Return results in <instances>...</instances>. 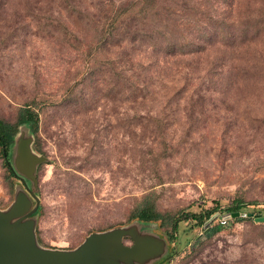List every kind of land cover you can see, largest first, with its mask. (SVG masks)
<instances>
[{"label":"rangeland","instance_id":"374dc122","mask_svg":"<svg viewBox=\"0 0 264 264\" xmlns=\"http://www.w3.org/2000/svg\"><path fill=\"white\" fill-rule=\"evenodd\" d=\"M128 2L0 0V119L29 104L32 148L46 157L36 243L73 249L145 204L162 215L165 263L264 264V222L221 212L240 199L264 215V0H146L145 13ZM126 24L153 37L130 44ZM19 182L28 193L0 154V209ZM217 208L170 237L171 216Z\"/></svg>","mask_w":264,"mask_h":264},{"label":"water","instance_id":"95a60500","mask_svg":"<svg viewBox=\"0 0 264 264\" xmlns=\"http://www.w3.org/2000/svg\"><path fill=\"white\" fill-rule=\"evenodd\" d=\"M18 128V135L13 138L10 147L16 158L12 163L8 158V162L29 192L23 191L20 182L17 183L12 203L0 209V264H168L164 261L169 253V244L155 231L157 225L150 220V228L145 231L139 228L136 234L131 231L146 220L134 219L126 225L92 232L73 249L39 246L35 235L39 208L37 167L46 157L33 150L28 124L21 123ZM236 217H252L257 222H264V215L256 212L235 211L223 214L224 219ZM130 236L141 237L139 241L143 243L149 239L147 246L155 251H141L136 238L132 241ZM124 239L131 240L127 253Z\"/></svg>","mask_w":264,"mask_h":264},{"label":"trees","instance_id":"16d2710c","mask_svg":"<svg viewBox=\"0 0 264 264\" xmlns=\"http://www.w3.org/2000/svg\"><path fill=\"white\" fill-rule=\"evenodd\" d=\"M144 3L143 5H141L142 9L140 12L145 13L146 12V6L145 1L143 0ZM133 3V0H130V2H128L126 5H130ZM132 10V6H130L129 8H123L121 11H119L115 17L113 18V20L111 21V27L108 31V36L110 37V35H112V32L115 34H117V29L118 27L114 26L116 23L119 22V20H121L124 16H127L128 14H130V11ZM124 19L121 21V24L123 23ZM129 25H125L124 29L121 31L122 33H126L128 34L130 37H128V41L130 42V44H132V42L137 41V40H142V39H146V38H151L153 37L152 32H150L149 30L148 33H144L143 28H135L134 31L128 29ZM115 28V31H114ZM124 31V32H123ZM120 32V33H121ZM107 35L105 33L104 36ZM123 35V34H122ZM152 44V43H151ZM191 45V44H189ZM132 49H135V45H131ZM169 46L171 50L174 47V44L169 43ZM182 46V45H181ZM181 48V47H180ZM21 123H27L28 126L32 129V131L36 132L38 130V126H39V118H38V114L37 112L29 105L26 104L22 107H20V109L18 110V114H17V118L15 123H7L4 122L3 120L0 119V154L2 157V160L7 168V171L9 173V175L11 177H14L16 179H18V177L15 175V173L11 170L10 165L8 164V160H7V156L9 155V151H10V145L12 143V138L14 133L16 132V127L18 126V124ZM249 204V203H247ZM246 203H243L240 199H234L232 204L228 207H226V209L221 210V212H225V213H230V212H235V211H240V212H245L244 209L246 208ZM218 207V205H217ZM218 210L217 209H213V210H203L201 209L199 212H191V211H183L175 216H171L169 218V223H170V237L172 238V236L174 235V233L177 232L178 229V223L180 221H188V220H192L194 221L196 224L198 225H202L206 222V220H208L211 216V214ZM252 212V211H250ZM255 213V212H253ZM131 218H137V219H141V220H146V221H152V220H160L161 222H163V218L162 215L152 206L150 205H140L138 206V208L135 209L134 213L132 214Z\"/></svg>","mask_w":264,"mask_h":264},{"label":"built area","instance_id":"2783aa9c","mask_svg":"<svg viewBox=\"0 0 264 264\" xmlns=\"http://www.w3.org/2000/svg\"><path fill=\"white\" fill-rule=\"evenodd\" d=\"M226 220H224V222H225Z\"/></svg>","mask_w":264,"mask_h":264}]
</instances>
